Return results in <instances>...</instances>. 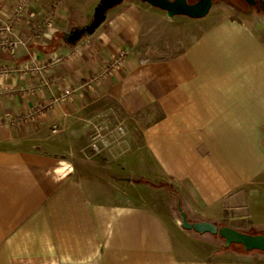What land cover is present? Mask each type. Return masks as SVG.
<instances>
[{"label":"crops","instance_id":"1","mask_svg":"<svg viewBox=\"0 0 264 264\" xmlns=\"http://www.w3.org/2000/svg\"><path fill=\"white\" fill-rule=\"evenodd\" d=\"M17 2L0 0V68L10 70L0 75V264H264L263 252L195 240L213 236L181 228L167 188L191 222H215L263 179L264 40L255 24L233 12L170 19L124 0L70 42L99 0L82 18L65 0H31L11 22ZM15 40L24 45L10 54L5 41ZM122 50V66L87 88ZM67 88L72 99L55 102ZM99 106L134 125L117 165L112 152H83L80 141L35 150H52L42 140L48 132L78 139ZM29 113L35 119L25 125L2 122ZM243 222L252 230L244 219L223 224Z\"/></svg>","mask_w":264,"mask_h":264},{"label":"rangeland","instance_id":"2","mask_svg":"<svg viewBox=\"0 0 264 264\" xmlns=\"http://www.w3.org/2000/svg\"><path fill=\"white\" fill-rule=\"evenodd\" d=\"M92 1L95 0H65L66 4L68 6H71L72 9L74 10L73 12L76 13L75 16L79 18L80 17L82 18L87 12L90 13V9L93 3ZM195 1L196 0H186L188 4H193L195 3ZM230 3L231 2L227 0H214L209 13L204 18L216 20L228 12L237 13L247 22L251 24H255V28L259 30V32L261 33V37L264 40V12L260 11L254 14H245L239 11L238 9L232 8ZM176 19L190 20V19H186L185 17H176ZM117 110H118L117 108H114L113 110L108 108L106 109V106H101V107L99 106L94 110H92L91 112L92 115L87 116V118L84 120L82 127L85 128L84 131H82L81 134L76 133L79 135L78 139L74 138L75 132H71V134H73L71 136H65L63 133L61 135L59 133L55 134L52 132H48V134L45 137H43L42 140H43V144H49V146H52V150L47 149V147L44 146L42 147L38 145H36L34 148L35 150H39V151L41 150L42 152L45 153L46 152L57 153L59 152L58 147L62 149H67L70 148V146L73 147V144H75V142L77 143V141H80L81 143L80 147L83 149V152H87L89 150L88 144H89L90 134L95 124H104L111 129L116 127L117 125H122L124 127L125 134H127L130 131V126L134 127V125L127 123L125 118L120 116ZM134 131H136L137 133V130ZM87 134H88V141L86 144L83 142L84 140H82V138L84 139L85 138L84 136H86ZM125 136L124 138L120 139V141L117 140L119 141L118 144H114L111 146L110 149H104L102 151V152L104 151L112 152L109 153L110 155L107 156L109 158L108 162H111L110 164L114 162V164L117 165V161L119 160L118 158L121 157L118 154L119 153L121 154L122 150L124 151L123 153L127 151L125 150V146L127 145L126 141L128 140V138H125ZM113 151L115 153H113ZM111 154L117 157V159L114 158ZM172 191L174 192L173 189ZM154 192H155L154 194H157V191ZM242 192L243 194L240 196V198H236L235 201H230L228 203H225L224 205L225 207L222 210L221 215L215 216V218L212 217L215 220L214 223L218 225H222L223 223H229L234 220L244 219L250 221L249 224L252 230H248L249 231L248 234H264V177L263 179H259V181L255 185L250 186V188L243 189ZM144 194L146 196H150L149 193L144 192ZM160 196L162 197V195ZM155 198L163 206L166 205L163 197L160 198L158 196ZM175 203H176V199L173 198L172 205L170 207L169 205L166 207L175 210V208H177ZM208 216H212V215L208 214ZM193 236H195V240H202L203 246H211V248L215 246L217 248L219 247L221 248L223 245V240L217 236L205 237V239H201V237H196V235ZM188 242L190 241L188 240ZM191 242L196 244L197 241H191ZM229 249L242 250V247L239 245H232Z\"/></svg>","mask_w":264,"mask_h":264},{"label":"water","instance_id":"3","mask_svg":"<svg viewBox=\"0 0 264 264\" xmlns=\"http://www.w3.org/2000/svg\"><path fill=\"white\" fill-rule=\"evenodd\" d=\"M148 4L152 8L165 12L170 19L175 17H186L198 20L206 17L214 0H197L193 4H188L186 0H138ZM123 0H99L94 8V13L90 23L84 28L73 32L69 38L70 42L79 40L84 35H91L97 27L106 19L108 11L119 6ZM249 5L254 4V0H245ZM264 12V1L262 5ZM177 211L180 215V226L183 230L193 232L199 236H217L223 240V247L229 249L232 245H239L244 252L264 253V234H248L238 231L230 226H219L211 221L191 222L186 212L183 210L181 199L177 195Z\"/></svg>","mask_w":264,"mask_h":264},{"label":"built area","instance_id":"4","mask_svg":"<svg viewBox=\"0 0 264 264\" xmlns=\"http://www.w3.org/2000/svg\"><path fill=\"white\" fill-rule=\"evenodd\" d=\"M31 0H18L17 4L15 5L14 10L12 11L11 15V22L12 21H20L22 18V15L27 9V5ZM44 24L47 27H51L50 21L48 19L44 20ZM5 32H10L11 28L9 26L5 27L2 29ZM36 32H39L38 28H35ZM24 45V42L20 40H15V41H5L4 47L5 49L10 53L13 54L15 50L19 47ZM76 50L73 52L65 55V56H55L51 59V64H59L63 60H70L75 54ZM125 51H120L112 61V63L109 64L107 70L101 74V76H97L89 80L85 86L87 88H91L93 83L98 82L100 77H105L111 75L115 70L119 69L125 58ZM46 64H38L37 67H35L36 70L40 69H45ZM10 73L9 68H0V75H8ZM74 93L73 90L70 88L65 89L60 93V95L54 100L55 102H68L72 99ZM43 107H40L37 109V112H41ZM35 119L34 114H24V115H15V116H9L5 118L4 121H2L5 124L8 125H17V126H22L27 124L30 121H33ZM53 132L57 131V128L54 127ZM125 136V130L122 125H117L114 128H108V126L104 124H95L93 126V130L90 134V139H89V149L94 153V154H100L104 149H110L112 145L118 144L120 139L124 138ZM119 140V141H117Z\"/></svg>","mask_w":264,"mask_h":264},{"label":"flooded vegetation","instance_id":"5","mask_svg":"<svg viewBox=\"0 0 264 264\" xmlns=\"http://www.w3.org/2000/svg\"><path fill=\"white\" fill-rule=\"evenodd\" d=\"M227 1L231 2L230 5L232 8L238 9L239 11L245 14H254L256 12L262 11V5L264 0H254L253 5H249L247 2H245V0H227ZM243 6H245L246 9H243Z\"/></svg>","mask_w":264,"mask_h":264},{"label":"trees","instance_id":"6","mask_svg":"<svg viewBox=\"0 0 264 264\" xmlns=\"http://www.w3.org/2000/svg\"><path fill=\"white\" fill-rule=\"evenodd\" d=\"M243 9H246L245 6H243ZM169 191H171L175 196H177V194H175L169 187H167ZM250 225V224H249ZM219 226H230L238 231L244 232V233H248V223H235L233 225H228V224H222ZM243 250V249H242Z\"/></svg>","mask_w":264,"mask_h":264}]
</instances>
